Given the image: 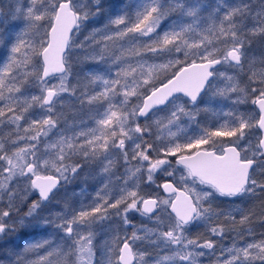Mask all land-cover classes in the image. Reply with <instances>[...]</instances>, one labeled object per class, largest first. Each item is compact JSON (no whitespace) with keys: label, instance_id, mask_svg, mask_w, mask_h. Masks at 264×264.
I'll return each mask as SVG.
<instances>
[{"label":"snow or ice","instance_id":"snow-or-ice-1","mask_svg":"<svg viewBox=\"0 0 264 264\" xmlns=\"http://www.w3.org/2000/svg\"><path fill=\"white\" fill-rule=\"evenodd\" d=\"M207 8L204 0H0V247L13 246L0 264H95L96 229L113 217L134 231L105 242L107 264H199L232 231L243 243L221 249L217 264H264V239L245 227L252 215L237 222L213 207L218 197H264V67L247 47L264 37V0L256 11L217 3L202 15ZM86 22L98 26L79 47L90 46L95 66L72 85V35ZM66 95L78 101L71 124L57 111ZM249 99L256 114L221 120L213 109ZM201 113L217 119L201 127ZM81 177L102 182L91 202L45 214ZM153 185L167 198L142 194ZM136 213L146 223L132 224ZM200 223L211 225L210 238L189 235ZM49 229L58 239H35Z\"/></svg>","mask_w":264,"mask_h":264},{"label":"trees","instance_id":"trees-1","mask_svg":"<svg viewBox=\"0 0 264 264\" xmlns=\"http://www.w3.org/2000/svg\"><path fill=\"white\" fill-rule=\"evenodd\" d=\"M211 1V0H204ZM115 2V0H114ZM125 3H131L132 0H124ZM6 7V6H5ZM2 26V25H0ZM98 25L92 22H86L77 35H72V39L75 42L73 45V49L71 52V69H70V76L69 81L72 85H77V81H82L86 83L84 80V77L92 70H94L95 61L91 60L89 56L91 55V48L90 46L86 45L84 48L79 47L82 42L85 41V37L88 36L89 30H93ZM91 32V31H90ZM248 56L250 60H254L256 62V67H264V65L261 64V61H264V37H251L250 43L248 44ZM0 55H3L2 52H0ZM246 79V77H245ZM35 88L32 89V94L35 92ZM79 95V93H77ZM66 97V105H64L63 108H60L58 106L57 111L63 112L65 114V117L68 120V123L70 121H73V115L75 112L78 111L77 108L71 107L72 105L78 106V101L74 99H70L67 95ZM215 105V104H214ZM213 109L216 113L222 114V112H228V111H238V112H247L248 114H256L257 109L254 107V105L251 104V100L249 99L247 103L237 106H233L232 103L226 102L224 105L221 106H213ZM207 115V122L202 119V116ZM80 116H77V122L80 119ZM223 117H221L222 120ZM200 119V120H199ZM203 121H202V120ZM217 117L214 116L212 113H201L198 117V121L201 124V126H208L209 122L216 120ZM63 122L61 124V127L63 126ZM10 131V129H9ZM174 163V161H173ZM101 182V181H100ZM98 181H95V179H89L87 182V185L83 183L82 177L78 179L77 181H74L72 183V188L69 192L63 191V189L57 193L56 196L60 195L61 198V208H64L65 202L67 201L72 205V207H79V203L81 200H83L84 203H90L92 197L95 195L96 191L101 187ZM161 181L158 178L157 184H159ZM81 188H86V193L84 197L72 196V193H79L81 191ZM67 193V195H66ZM159 196L163 197V193L160 191L158 194ZM36 197H32V199H35ZM214 208L217 210H222L224 212L231 211L233 215L236 216L237 222L239 221L240 215H252V221L250 224L245 225L246 228H251L252 230V237H254L256 240L264 239V236L261 234L264 233V197H251L248 196L247 198H228V197H218L214 201ZM240 210V211H237ZM26 211V209H24ZM132 224L136 225L137 227L140 226L143 223H146V221L138 214H132L131 216ZM216 220L213 218V223H215ZM151 226V225H149ZM211 225H205L203 223L197 224L195 226H191L189 230V235L192 237L195 236H201L203 239L210 238L207 233L208 227ZM237 231L240 228L239 223L236 225ZM120 231L126 232L127 235H131V233L134 231V228L132 226L124 227V225L119 221V219L113 217L111 222H105L102 228H97V251H96V260L97 264H107L106 258L104 255H102L103 252L106 251L104 245L105 242H111L112 238L115 235H119L121 233ZM245 236V240L247 242H252V239L249 238L247 233L243 234ZM42 238H48L56 240L58 239L55 232H53L52 229H49L47 233L38 234L35 236L36 240H40ZM217 239V247L215 249L214 253L206 254L204 257L200 258L199 264H217V257L220 256L221 249H226L232 246L233 241H237L238 243H243V241L240 240V237L237 236V233L235 231L232 232H226L223 239ZM17 244H20L21 247H23V244L21 241H16ZM12 245H3V247H0V260L4 259L5 250L12 248ZM140 247V246H139ZM143 247L140 248L142 250ZM19 250V249H15ZM145 250V249H144ZM207 251V250H206ZM225 255H227L225 253ZM114 258V257H113ZM152 263V261L150 260Z\"/></svg>","mask_w":264,"mask_h":264},{"label":"rangeland","instance_id":"rangeland-1","mask_svg":"<svg viewBox=\"0 0 264 264\" xmlns=\"http://www.w3.org/2000/svg\"><path fill=\"white\" fill-rule=\"evenodd\" d=\"M205 2V1H204ZM207 5H209V8H207V9H205V11L202 13V15H207V13H208V11H210L211 10V8L212 7H214L217 3H223V4H225V5H228V6H237V5H240V4H250L251 6H252V8H253V11H256V10H258L259 9V6H260V4H261V0H211V1H206L205 2ZM7 5V0H4V6H6ZM247 23H248V25H249V27H251V21L249 20V21H247ZM84 25V24H83ZM83 25H81V28H80V31H81V29H82V26ZM80 31L79 32H75V34L77 35L78 33H80ZM93 31V30H89V34H88V36L90 35V33ZM87 36V37H88ZM249 40H251V37L249 38ZM223 70V69H222ZM54 82H56V81H54ZM33 94H36V90H35V92L33 93ZM66 97H64V105H66ZM226 102H228V103H232L231 101H221V102H218V103H216L215 105H213V106H221V105H224ZM245 104V103H244ZM241 106H243V104H241ZM223 113H225V112H222V114ZM243 113H246V114H248L247 112H243ZM39 114V113H38ZM222 114H220V116L222 117ZM159 115L160 116H164V115H166V112H161V113H159ZM202 116V115H201ZM207 115H205V116H202V119L203 120H205L206 122H207V117H206ZM83 118H87V114H84L83 115ZM201 119V120H202ZM200 120V119H199ZM202 120V121H203ZM73 121H70L69 122V124H71ZM198 124H199V126H201V124L199 123V121H198ZM88 126L89 127H91L92 126V124L91 123H89L88 124ZM62 127H64V125L62 126ZM202 127V126H201ZM192 131L193 132H195V131H197V127H196V125L194 124V125H192ZM2 132H3V134H7L8 132H9V129L8 128H3L2 129ZM191 134V133H190ZM123 171V169H118L117 170V172H116V175L117 176H119L120 175V173ZM178 175H179V173H178ZM95 181H98V183L100 182V180H99V178H97V179H95ZM74 183V182H73ZM100 183H102V182H100ZM101 185V184H100ZM73 186H72V184L71 185H68V186H66V188L65 189H63V191H65V192H69L70 190H71V188H72ZM201 188H206V186H200ZM160 191H161V189H157L156 188V186L155 185H153V186H151V187H142V194H152V195H158L159 193H160ZM163 197L162 198H167V196L166 195H162ZM34 197V196H33ZM248 196H244V198H247ZM61 201V198H60V195H58V196H56L52 201H51V203L49 204V205H47V210H46V213L45 214H47V211H51V212H53V213H56V212H60V211H62L64 208H61V203L62 202H60ZM264 212V211H263ZM124 227H128V226H124ZM121 233H119V235L120 236H124L125 235V233L126 232H123V231H120ZM94 243H95V245H96V248H97V241L95 240L94 241ZM141 247H143L142 248V250H144V251H147L148 253H150L151 255H153V256H155L156 254H157V252H158V250H156V249H152V248H148L146 245H140V248ZM97 256V255H96ZM96 256H95V264H97V260H96ZM200 263V262H199ZM148 264H152L151 262H150V260L148 261Z\"/></svg>","mask_w":264,"mask_h":264},{"label":"water","instance_id":"water-1","mask_svg":"<svg viewBox=\"0 0 264 264\" xmlns=\"http://www.w3.org/2000/svg\"><path fill=\"white\" fill-rule=\"evenodd\" d=\"M74 34V33H73ZM256 107V106H255ZM257 108V107H256ZM257 111H258V108H257ZM162 191V190H161ZM162 193L164 194V195H166V196H168V194L167 193H165V192H163L162 191Z\"/></svg>","mask_w":264,"mask_h":264},{"label":"flooded vegetation","instance_id":"flooded-vegetation-1","mask_svg":"<svg viewBox=\"0 0 264 264\" xmlns=\"http://www.w3.org/2000/svg\"><path fill=\"white\" fill-rule=\"evenodd\" d=\"M255 107V106H254ZM257 109V108H256ZM258 112V111H257Z\"/></svg>","mask_w":264,"mask_h":264}]
</instances>
